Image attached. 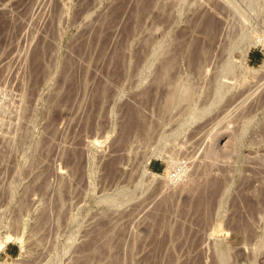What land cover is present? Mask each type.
Returning a JSON list of instances; mask_svg holds the SVG:
<instances>
[{
    "label": "rangeland",
    "instance_id": "rangeland-1",
    "mask_svg": "<svg viewBox=\"0 0 264 264\" xmlns=\"http://www.w3.org/2000/svg\"><path fill=\"white\" fill-rule=\"evenodd\" d=\"M0 264H264V0H0Z\"/></svg>",
    "mask_w": 264,
    "mask_h": 264
},
{
    "label": "bare ground",
    "instance_id": "bare-ground-1",
    "mask_svg": "<svg viewBox=\"0 0 264 264\" xmlns=\"http://www.w3.org/2000/svg\"><path fill=\"white\" fill-rule=\"evenodd\" d=\"M17 236H18V235H17ZM20 237H21V236H19V237H15V238H17V239H13V238L10 237V238L7 239V242H4V243L7 244V243L12 242V241H13V242H14V241H17L18 247L21 248V240H20Z\"/></svg>",
    "mask_w": 264,
    "mask_h": 264
}]
</instances>
